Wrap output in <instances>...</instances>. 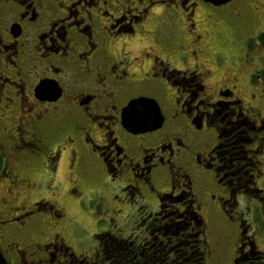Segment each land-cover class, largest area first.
Returning a JSON list of instances; mask_svg holds the SVG:
<instances>
[{"label":"flooded vegetation","instance_id":"obj_1","mask_svg":"<svg viewBox=\"0 0 264 264\" xmlns=\"http://www.w3.org/2000/svg\"><path fill=\"white\" fill-rule=\"evenodd\" d=\"M237 1L0 0V93L14 152L55 168L67 153L72 168L102 174L94 202L111 220L91 252L66 237L50 204L20 209L9 188L13 202L0 206L8 264H264V116L236 81L204 71L198 33L200 8L238 20ZM214 48L208 68L227 64ZM254 76L264 83V71ZM157 107L158 130L126 128L156 123ZM43 208L48 215H33Z\"/></svg>","mask_w":264,"mask_h":264},{"label":"rangeland","instance_id":"obj_2","mask_svg":"<svg viewBox=\"0 0 264 264\" xmlns=\"http://www.w3.org/2000/svg\"><path fill=\"white\" fill-rule=\"evenodd\" d=\"M235 5L237 9H240L241 16L238 20L230 21L223 16V13L214 16L210 10L199 9L197 17L201 23L198 24V33L206 37L201 45L202 58L205 62L200 61L205 65L204 71L207 69L214 71L221 80L236 81L238 96L251 102L253 107H257L264 116L262 99L264 96V85L262 84L264 83L255 76L252 77L254 73L264 71V0H238ZM159 14H162L161 11ZM258 35L262 42L257 41ZM138 45L139 42L131 47L138 49L140 47ZM213 46H215L214 51L223 52L227 64L224 57H221L217 65L208 68L207 59L210 56L215 57L209 50ZM250 47H253L252 51L249 50ZM0 118V151L6 161V170L0 175V206L3 198L12 201L6 194L9 188L18 190L20 209L23 207L29 209L35 202L50 204V207L57 210L55 219L62 224L60 227L64 233L66 232V237L78 236L83 243H86L83 248L93 249L95 244L92 242L95 241V237L101 231L109 230L110 219L99 217L103 206H99L97 201L94 202L95 189L101 191L106 188L103 178L98 177L103 175L97 174L93 169L72 168L67 153L63 155L57 168L46 165V159L41 154L36 155L34 152L23 149L16 154L15 144L17 143V148L21 145L17 138L7 133V129H11L14 123L11 120L10 104L2 99L1 93ZM46 139L44 149H50L54 143L49 142L47 137ZM260 156V160L264 162V158L262 159L264 154ZM255 166H258V161ZM259 180L264 181V176ZM259 180L257 179V182ZM12 181H15L16 185H13ZM104 192L111 207L110 192L107 189ZM52 210L50 209L49 212ZM23 211L21 214L24 215ZM103 211L105 212V208ZM34 212L33 215L49 214L46 208ZM27 213L32 212L27 211ZM110 213L112 217L117 218L112 211ZM96 219L99 221L97 222Z\"/></svg>","mask_w":264,"mask_h":264},{"label":"water","instance_id":"obj_3","mask_svg":"<svg viewBox=\"0 0 264 264\" xmlns=\"http://www.w3.org/2000/svg\"><path fill=\"white\" fill-rule=\"evenodd\" d=\"M203 1L207 4L210 3L212 6L219 8L222 6H227V4H229L233 0H203ZM47 87H48L47 83L41 82L37 86V88L35 89L37 97H41L43 95V93H45ZM52 100H55V99H52ZM134 108H135V105L132 106L131 111ZM128 112H130V111H128ZM153 113L157 117L156 123L153 121V122H148V123H144V124H138L137 126H126V128L129 129L130 131L136 133V134H137V132H148V131L158 130L159 127L161 126V123H162V121L160 120L161 115L159 113V108L157 107V109H154ZM0 264H8L1 251H0Z\"/></svg>","mask_w":264,"mask_h":264},{"label":"trees","instance_id":"obj_4","mask_svg":"<svg viewBox=\"0 0 264 264\" xmlns=\"http://www.w3.org/2000/svg\"><path fill=\"white\" fill-rule=\"evenodd\" d=\"M5 170H6L5 159L2 156V154L0 153V175L3 174Z\"/></svg>","mask_w":264,"mask_h":264}]
</instances>
